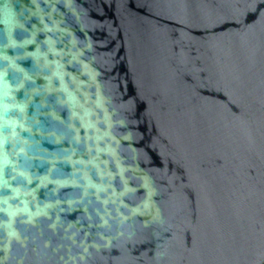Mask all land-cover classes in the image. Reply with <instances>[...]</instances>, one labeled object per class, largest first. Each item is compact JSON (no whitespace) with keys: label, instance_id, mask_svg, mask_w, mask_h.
Returning <instances> with one entry per match:
<instances>
[{"label":"water","instance_id":"water-1","mask_svg":"<svg viewBox=\"0 0 264 264\" xmlns=\"http://www.w3.org/2000/svg\"><path fill=\"white\" fill-rule=\"evenodd\" d=\"M0 264H264V0H0Z\"/></svg>","mask_w":264,"mask_h":264}]
</instances>
